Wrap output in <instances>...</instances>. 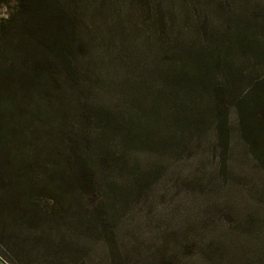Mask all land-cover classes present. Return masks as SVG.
I'll return each mask as SVG.
<instances>
[{
    "label": "rangeland",
    "instance_id": "374dc122",
    "mask_svg": "<svg viewBox=\"0 0 264 264\" xmlns=\"http://www.w3.org/2000/svg\"><path fill=\"white\" fill-rule=\"evenodd\" d=\"M59 1L31 72L0 82L8 146L80 213L54 226L88 264H264V96L245 120L235 105L264 73V0ZM49 187L32 194L50 211Z\"/></svg>",
    "mask_w": 264,
    "mask_h": 264
},
{
    "label": "trees",
    "instance_id": "16d2710c",
    "mask_svg": "<svg viewBox=\"0 0 264 264\" xmlns=\"http://www.w3.org/2000/svg\"><path fill=\"white\" fill-rule=\"evenodd\" d=\"M0 3L9 2L0 0ZM14 9L11 16L0 19V82L9 78L10 72L16 68L29 74L32 70L30 62L35 60V56L28 53L30 47L37 46V40L48 37L55 25L69 17L59 0H17ZM3 68L8 69L2 73ZM7 87L8 93H15L14 85ZM260 96H264V73L235 104L243 120L246 106L251 102L257 103L262 99ZM227 116L226 113L223 118L225 152L229 147ZM12 126L6 114L0 110V154L6 149L8 156L6 162L0 159V259L5 264H88L79 255V236L72 230H63L62 225L61 228L53 224H58L65 214H70L73 219L80 217L77 211L68 212L58 208L68 199L62 189L66 181L61 180V185L49 176L37 179L24 172L20 159L14 154V147L8 146V141L16 145ZM218 130L220 136L221 125ZM243 134L254 145L255 131L251 129L248 132L244 124ZM47 185L58 193L53 198H47L57 203L52 205L50 211L43 209L38 196L32 194L35 188Z\"/></svg>",
    "mask_w": 264,
    "mask_h": 264
},
{
    "label": "crops",
    "instance_id": "0c3cea01",
    "mask_svg": "<svg viewBox=\"0 0 264 264\" xmlns=\"http://www.w3.org/2000/svg\"><path fill=\"white\" fill-rule=\"evenodd\" d=\"M0 264H5V263L0 259Z\"/></svg>",
    "mask_w": 264,
    "mask_h": 264
}]
</instances>
